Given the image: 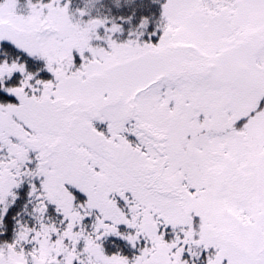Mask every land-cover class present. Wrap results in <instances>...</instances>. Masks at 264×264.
<instances>
[{"label": "snow or ice", "instance_id": "snow-or-ice-1", "mask_svg": "<svg viewBox=\"0 0 264 264\" xmlns=\"http://www.w3.org/2000/svg\"><path fill=\"white\" fill-rule=\"evenodd\" d=\"M0 264H264V0H0Z\"/></svg>", "mask_w": 264, "mask_h": 264}]
</instances>
